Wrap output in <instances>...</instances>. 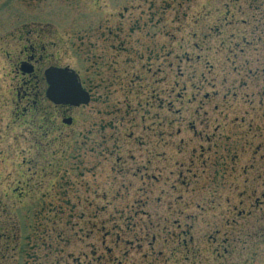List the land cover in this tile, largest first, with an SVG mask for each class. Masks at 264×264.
Masks as SVG:
<instances>
[{
    "label": "rangeland",
    "instance_id": "374dc122",
    "mask_svg": "<svg viewBox=\"0 0 264 264\" xmlns=\"http://www.w3.org/2000/svg\"><path fill=\"white\" fill-rule=\"evenodd\" d=\"M0 264H264V0H0Z\"/></svg>",
    "mask_w": 264,
    "mask_h": 264
},
{
    "label": "water",
    "instance_id": "95a60500",
    "mask_svg": "<svg viewBox=\"0 0 264 264\" xmlns=\"http://www.w3.org/2000/svg\"><path fill=\"white\" fill-rule=\"evenodd\" d=\"M31 66L22 65L23 72H29ZM46 81L45 96L53 104H65L71 106L84 105L89 102L90 96L78 82L73 70L50 66L43 70ZM69 123L70 119H63Z\"/></svg>",
    "mask_w": 264,
    "mask_h": 264
},
{
    "label": "flooded vegetation",
    "instance_id": "af4514ba",
    "mask_svg": "<svg viewBox=\"0 0 264 264\" xmlns=\"http://www.w3.org/2000/svg\"><path fill=\"white\" fill-rule=\"evenodd\" d=\"M31 50H32V49H30V51H31ZM33 56H34V55L32 54V55H31V58H32ZM22 64H25V65H27V66H31V68H30L31 70H30L29 72H27V73L22 72V71H21V68H20V67L22 66ZM22 64H21L20 67H19V68H20V72H22V73H24V74H31V73L33 72V65H32L31 63L24 62V63H22Z\"/></svg>",
    "mask_w": 264,
    "mask_h": 264
},
{
    "label": "trees",
    "instance_id": "16d2710c",
    "mask_svg": "<svg viewBox=\"0 0 264 264\" xmlns=\"http://www.w3.org/2000/svg\"><path fill=\"white\" fill-rule=\"evenodd\" d=\"M79 79H80V77H79ZM80 81H81V79H80ZM24 183H25V182H24ZM25 184H26V183H25ZM18 189L21 190V192H19V194H20L19 197H20V198H21V197H24V196L26 195V193H27V192H24V190H25L24 187H23V188H18ZM14 237H15V236H14ZM6 238H9V235H8V234L6 235Z\"/></svg>",
    "mask_w": 264,
    "mask_h": 264
}]
</instances>
